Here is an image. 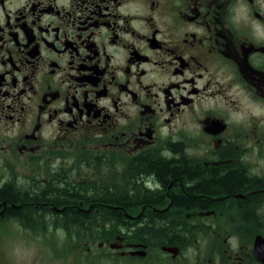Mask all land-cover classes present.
<instances>
[{
    "label": "flooded vegetation",
    "instance_id": "flooded-vegetation-1",
    "mask_svg": "<svg viewBox=\"0 0 264 264\" xmlns=\"http://www.w3.org/2000/svg\"><path fill=\"white\" fill-rule=\"evenodd\" d=\"M14 241L264 264V0H0V264Z\"/></svg>",
    "mask_w": 264,
    "mask_h": 264
},
{
    "label": "rangeland",
    "instance_id": "rangeland-1",
    "mask_svg": "<svg viewBox=\"0 0 264 264\" xmlns=\"http://www.w3.org/2000/svg\"><path fill=\"white\" fill-rule=\"evenodd\" d=\"M12 246H4V249H11L9 253L14 255V261L17 264H33L37 259L39 246L29 241H14ZM8 250V251H9ZM38 250V251H37Z\"/></svg>",
    "mask_w": 264,
    "mask_h": 264
},
{
    "label": "trees",
    "instance_id": "trees-1",
    "mask_svg": "<svg viewBox=\"0 0 264 264\" xmlns=\"http://www.w3.org/2000/svg\"><path fill=\"white\" fill-rule=\"evenodd\" d=\"M152 168V167H151ZM160 169H157L155 167H153L154 170H156V174H158V176L160 178H163L165 179V181L168 179V178H180V179H183L185 178V173L182 172L180 169H174L172 171H165L163 168H166V167H161L159 166ZM240 185V182L238 181L237 178L235 177H228V178H225L222 180L221 182V187L226 189V190H232V189H235V188H238V186ZM220 188V187H219ZM218 188V189H219ZM17 213V212H16Z\"/></svg>",
    "mask_w": 264,
    "mask_h": 264
},
{
    "label": "bare ground",
    "instance_id": "bare-ground-1",
    "mask_svg": "<svg viewBox=\"0 0 264 264\" xmlns=\"http://www.w3.org/2000/svg\"><path fill=\"white\" fill-rule=\"evenodd\" d=\"M220 195H223V194H220ZM226 195V194H225ZM170 198V197H169ZM48 206V205H47ZM65 217V216H64Z\"/></svg>",
    "mask_w": 264,
    "mask_h": 264
}]
</instances>
